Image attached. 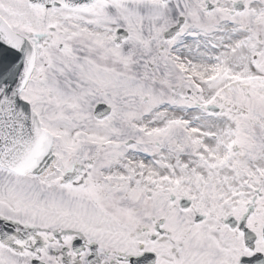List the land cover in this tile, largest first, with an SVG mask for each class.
Masks as SVG:
<instances>
[{"label": "snow or ice", "instance_id": "1", "mask_svg": "<svg viewBox=\"0 0 264 264\" xmlns=\"http://www.w3.org/2000/svg\"><path fill=\"white\" fill-rule=\"evenodd\" d=\"M0 264H264V0H0Z\"/></svg>", "mask_w": 264, "mask_h": 264}]
</instances>
